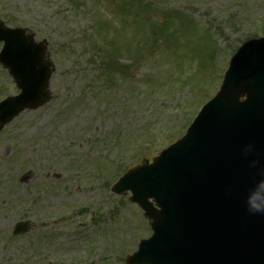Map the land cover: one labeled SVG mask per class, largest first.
Returning <instances> with one entry per match:
<instances>
[{
    "label": "rangeland",
    "instance_id": "obj_1",
    "mask_svg": "<svg viewBox=\"0 0 264 264\" xmlns=\"http://www.w3.org/2000/svg\"><path fill=\"white\" fill-rule=\"evenodd\" d=\"M139 1L0 0V20L46 40L54 63L53 99L0 133V264H125L152 232L112 186L185 134L236 50L264 32V0H142L164 33L146 42L144 58L117 53L129 74L109 86L95 47L101 35L116 52L136 46L147 29ZM16 94L0 65V101ZM151 137L155 144L133 159ZM27 219L38 228L14 239Z\"/></svg>",
    "mask_w": 264,
    "mask_h": 264
},
{
    "label": "water",
    "instance_id": "obj_2",
    "mask_svg": "<svg viewBox=\"0 0 264 264\" xmlns=\"http://www.w3.org/2000/svg\"><path fill=\"white\" fill-rule=\"evenodd\" d=\"M0 41V62L22 91L0 103L1 132L50 101L53 69L46 43L26 30L0 22ZM114 191L132 192L153 231L127 264H264V213L252 208L254 200L264 205V39L239 49L186 136L129 171ZM29 230L20 223L15 235Z\"/></svg>",
    "mask_w": 264,
    "mask_h": 264
},
{
    "label": "trees",
    "instance_id": "obj_3",
    "mask_svg": "<svg viewBox=\"0 0 264 264\" xmlns=\"http://www.w3.org/2000/svg\"><path fill=\"white\" fill-rule=\"evenodd\" d=\"M115 64H108V66H107V68H106V74H108V77H107V82H108V84H110L111 82L109 81V80H111V75H110V72H117V73H120V74H123L126 70H127V68L126 67H124V66H122V67H118L117 69H116V65L114 66ZM127 72H125V74H126Z\"/></svg>",
    "mask_w": 264,
    "mask_h": 264
},
{
    "label": "clouds",
    "instance_id": "obj_4",
    "mask_svg": "<svg viewBox=\"0 0 264 264\" xmlns=\"http://www.w3.org/2000/svg\"><path fill=\"white\" fill-rule=\"evenodd\" d=\"M252 208L257 212L264 213V205L256 203L255 200L253 201Z\"/></svg>",
    "mask_w": 264,
    "mask_h": 264
}]
</instances>
